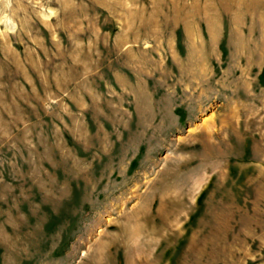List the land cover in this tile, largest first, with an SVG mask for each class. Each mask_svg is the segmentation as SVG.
Segmentation results:
<instances>
[{
	"label": "rangeland",
	"instance_id": "1",
	"mask_svg": "<svg viewBox=\"0 0 264 264\" xmlns=\"http://www.w3.org/2000/svg\"><path fill=\"white\" fill-rule=\"evenodd\" d=\"M263 36L264 0H0V264H264Z\"/></svg>",
	"mask_w": 264,
	"mask_h": 264
},
{
	"label": "bare ground",
	"instance_id": "2",
	"mask_svg": "<svg viewBox=\"0 0 264 264\" xmlns=\"http://www.w3.org/2000/svg\"><path fill=\"white\" fill-rule=\"evenodd\" d=\"M136 218H138V217H136ZM137 232H138V230H137ZM136 233V232H135ZM138 236V235H137Z\"/></svg>",
	"mask_w": 264,
	"mask_h": 264
},
{
	"label": "crops",
	"instance_id": "3",
	"mask_svg": "<svg viewBox=\"0 0 264 264\" xmlns=\"http://www.w3.org/2000/svg\"><path fill=\"white\" fill-rule=\"evenodd\" d=\"M263 38H264V36H263Z\"/></svg>",
	"mask_w": 264,
	"mask_h": 264
}]
</instances>
